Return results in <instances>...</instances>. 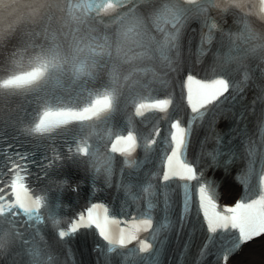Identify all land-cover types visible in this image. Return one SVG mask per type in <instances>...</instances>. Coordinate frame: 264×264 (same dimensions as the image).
Masks as SVG:
<instances>
[{"label":"snow or ice","instance_id":"snow-or-ice-1","mask_svg":"<svg viewBox=\"0 0 264 264\" xmlns=\"http://www.w3.org/2000/svg\"><path fill=\"white\" fill-rule=\"evenodd\" d=\"M221 83L219 94L176 122L175 170L159 162L138 202L121 204L120 216L96 205L91 223L99 240L83 237L88 264H162L169 250L175 264H234L245 244L264 237V86L249 100ZM197 122L205 135L190 151ZM226 200L234 202L221 204Z\"/></svg>","mask_w":264,"mask_h":264},{"label":"bare ground","instance_id":"bare-ground-1","mask_svg":"<svg viewBox=\"0 0 264 264\" xmlns=\"http://www.w3.org/2000/svg\"><path fill=\"white\" fill-rule=\"evenodd\" d=\"M258 242L246 245L243 252L234 258V264H264V237Z\"/></svg>","mask_w":264,"mask_h":264}]
</instances>
